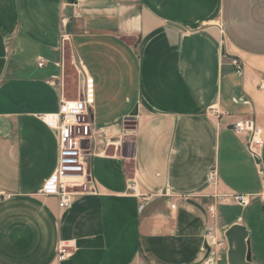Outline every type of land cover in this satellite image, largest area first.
Returning a JSON list of instances; mask_svg holds the SVG:
<instances>
[{
  "label": "crops",
  "instance_id": "crops-1",
  "mask_svg": "<svg viewBox=\"0 0 264 264\" xmlns=\"http://www.w3.org/2000/svg\"><path fill=\"white\" fill-rule=\"evenodd\" d=\"M83 71L96 192L60 209L41 194L58 142L39 116ZM263 79L264 0H0V264H56L60 241L62 264H227L234 224L264 264ZM240 120L263 134L255 157Z\"/></svg>",
  "mask_w": 264,
  "mask_h": 264
},
{
  "label": "built area",
  "instance_id": "built-area-1",
  "mask_svg": "<svg viewBox=\"0 0 264 264\" xmlns=\"http://www.w3.org/2000/svg\"><path fill=\"white\" fill-rule=\"evenodd\" d=\"M41 61L38 66L41 67ZM236 74L241 75L244 65L237 58L230 60ZM259 88H264V79ZM95 102V80L83 71V78L78 87V95L74 100H61L56 114H42L39 119L47 127L54 129L58 142V160L52 175L46 180L41 194L54 197L60 209L68 207L73 198L82 194L95 193L88 169L93 140L92 108ZM233 131L237 134H249L247 143L252 157L263 144V134L251 120H240L233 125ZM215 173L211 171L208 179L213 181ZM9 198L8 196H4ZM260 197L264 200V184ZM237 205L246 207L250 204L251 197L245 195H233ZM209 212L214 218L212 207ZM211 230H208V235ZM217 246L224 247L226 240L217 242ZM72 244L60 241L57 246L55 263L62 264L69 256ZM212 264H216V260Z\"/></svg>",
  "mask_w": 264,
  "mask_h": 264
},
{
  "label": "water",
  "instance_id": "water-1",
  "mask_svg": "<svg viewBox=\"0 0 264 264\" xmlns=\"http://www.w3.org/2000/svg\"><path fill=\"white\" fill-rule=\"evenodd\" d=\"M137 107H134L130 115L126 118L125 124L128 127L135 125ZM227 244V264H254L250 260L248 247V232L241 224H234L224 232Z\"/></svg>",
  "mask_w": 264,
  "mask_h": 264
},
{
  "label": "rangeland",
  "instance_id": "rangeland-1",
  "mask_svg": "<svg viewBox=\"0 0 264 264\" xmlns=\"http://www.w3.org/2000/svg\"><path fill=\"white\" fill-rule=\"evenodd\" d=\"M72 89H73V91H74V93H75V91H76V85H74ZM124 128L127 129V128H129V127L124 123Z\"/></svg>",
  "mask_w": 264,
  "mask_h": 264
}]
</instances>
